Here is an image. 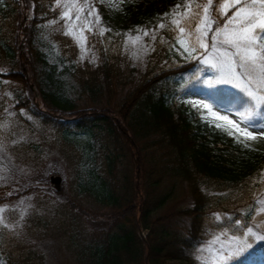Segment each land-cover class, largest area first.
Instances as JSON below:
<instances>
[{"label":"trees","instance_id":"trees-1","mask_svg":"<svg viewBox=\"0 0 264 264\" xmlns=\"http://www.w3.org/2000/svg\"><path fill=\"white\" fill-rule=\"evenodd\" d=\"M186 2H124L112 26L96 0H76L82 18L91 21V31L85 29L87 53L80 57L77 44L64 34L62 0L60 7L56 0H0V69L6 71L0 78L7 79L0 90L9 92L18 118L20 110L27 111L57 135L77 179L75 188L56 193L63 201H56L45 226L59 227L71 243L75 264H165L170 259L203 264L191 254L215 232L241 235L264 221L256 209L264 195V143L245 147L198 109L175 104L177 96L193 91L191 77L202 69L198 60L156 72L124 93L118 109L119 101L114 102L135 69L125 51L129 36H142L147 58L158 59L165 43L177 36L171 19L180 18L164 14L178 4L183 13ZM202 2L192 0L193 10ZM93 7L98 24L88 15ZM160 23L166 27L158 28ZM101 28L111 31L101 35ZM206 74L203 79H213ZM30 81L39 90L36 99L26 94ZM217 90L225 100L239 98L236 91L219 87L210 90L217 101ZM141 149H148L147 155ZM36 189L0 185V207L15 205L22 194L36 198ZM187 193L191 206L165 213L172 200ZM182 216L188 219L185 229L169 226ZM139 226L148 231L145 242L136 235ZM260 230L264 233V223ZM0 264L42 263L37 251L0 227ZM238 264H264V242L242 251Z\"/></svg>","mask_w":264,"mask_h":264},{"label":"rangeland","instance_id":"rangeland-1","mask_svg":"<svg viewBox=\"0 0 264 264\" xmlns=\"http://www.w3.org/2000/svg\"><path fill=\"white\" fill-rule=\"evenodd\" d=\"M65 2H73V0H62ZM137 0H96L97 3L101 4L107 13L111 16V25L116 26L119 16L123 13V3ZM76 3V0H74ZM207 0H203L206 3ZM77 5V4H76ZM112 5H119V7H113ZM77 7L82 8L77 5ZM95 9V8H94ZM66 9L63 7L62 12ZM95 11H97L95 9ZM233 10H229L228 15L232 14ZM84 11L80 12V15ZM72 17L76 15V9L73 8L71 12ZM83 22H86L81 16V21H77L78 27L73 28V32L79 34L78 28L83 27ZM64 33L68 31V25L71 23L68 19L64 20ZM195 22H193L194 24ZM181 26H186V23L182 20ZM178 35V32L177 34ZM211 35V33L209 34ZM84 36L87 41V33L84 30ZM75 44H77L80 57H83L87 53V43L84 42V49H82L77 40L70 35ZM177 37V36H176ZM185 39H187L185 37ZM211 41L209 40V43ZM148 49L144 41L141 39L137 43L133 44L129 39L125 43V51L127 52V59L131 65L135 66L133 74L130 78V83L126 84L120 95L114 99V102H118L117 109L122 103L123 94L126 92L132 93L133 86L143 81L144 78L154 75L156 72L165 70L166 68H173L180 66L188 62L198 60V64L202 67L197 70L191 77L193 82V91L183 93L175 99V104L179 106H185L190 108H196L202 116H208L206 109L200 108L199 106L193 107V103L196 101H204L205 103L212 106L213 111H218L221 115H226L229 119L240 123L241 127H244V122L241 121L238 113L245 112L250 107L248 98L240 89L235 88L230 84H208L205 83V79L202 78L203 74L209 77L215 78V72L209 70L208 66L201 62V53L203 50L197 49V52L192 53L189 56L188 53L184 52V49L174 41L165 43L163 46V53L157 59L156 56H150L147 58L144 49ZM179 49V51L177 50ZM83 53V56H82ZM196 57V58H193ZM6 73L5 69H3ZM6 78H0V84L6 82ZM1 86V85H0ZM30 90L26 92L27 95L34 96L33 99L39 97V91L36 88V84L32 81L29 82ZM223 88L226 90L236 91L238 94L237 100H225L220 97V91L218 95L220 100L217 101L210 92L211 89ZM128 94V93H127ZM121 100V101H120ZM193 102V103H189ZM14 103L8 91L0 90V107L2 108V116H0V185L9 186L12 190L24 191L29 186L36 187L35 194L38 195L36 198L33 195L27 196L22 194L19 196V200L13 206L0 207L3 212H0V218L3 223H0V227L4 228L9 234L13 235L14 238L20 242L26 243L30 246L31 250L37 251L39 254V260L42 264H75L72 255V248H69V243L65 239L66 236L60 235V229L58 226L53 229L45 228L47 221L51 222V218L54 216V210L56 204L59 201L62 203L63 197L56 194L62 192L63 194L72 186L76 187L77 179L74 174L70 172L69 165L67 166L70 158L68 157V148H63L66 152L67 157L59 149V142L57 135L50 131V129L42 127L36 121L33 120L32 116L27 111L20 110L21 119L18 118V114L14 111ZM101 107L100 104L96 105V108ZM258 115H256L251 121H248L249 131L254 134H259L262 131L260 125L264 124V111L260 108L256 109ZM26 121V122H24ZM208 121V120H207ZM28 122V123H27ZM133 123V122H132ZM220 123H224L220 121ZM28 124V125H27ZM31 125V127L29 126ZM243 139V137H242ZM85 137L79 138L80 143H84ZM264 143V138H258L255 141H248V144L253 146H261ZM62 147V146H61ZM148 149H141V155H147ZM74 163V161H73ZM60 176L61 188L56 191L54 185L50 183V176ZM41 189V190H40ZM40 190V191H39ZM141 191V190H140ZM139 194L142 195V193ZM57 201V202H56ZM264 201V195L258 199L257 211H259L264 204L260 202ZM192 205L190 195H181V197L172 200L167 206L165 213L176 211ZM57 208L60 209L59 205ZM260 212V211H259ZM188 219L185 216L174 217L171 219L170 227L178 231H182L188 225ZM264 221L259 220L258 222L252 223L249 227H253L259 234L264 235L260 230L261 224ZM246 232V230H245ZM244 232V233H245ZM136 235L142 242L146 241L147 230H144L141 226L137 228ZM244 233L241 235H232L229 232H215L205 241L203 245L196 248L191 254L194 258L203 262V264H238L239 255L245 249L253 245H257L264 240H256L252 237H247V243L250 245L244 248L240 252L233 254V250L236 247V242L232 239H245ZM65 237V238H63ZM219 237V240L216 238ZM70 242V241H69ZM76 243H79L77 235L73 238V249L76 247ZM228 257L222 259L221 257ZM165 264H184L178 259H170L165 261Z\"/></svg>","mask_w":264,"mask_h":264},{"label":"snow or ice","instance_id":"snow-or-ice-1","mask_svg":"<svg viewBox=\"0 0 264 264\" xmlns=\"http://www.w3.org/2000/svg\"><path fill=\"white\" fill-rule=\"evenodd\" d=\"M56 4L60 7L61 0H56ZM112 6L119 7V5ZM63 7L66 10L62 12L61 18L71 21L68 31L64 34L72 35L84 49L86 41L84 30L91 31V21L83 22V27L78 28L79 34L77 35L73 32V28L78 27L76 22L81 21L80 12L83 9L77 7L74 0L71 3L65 2ZM181 7L178 4L170 13L164 14V17H180L171 19V25L178 32L176 42L189 56L197 52V49L203 50L200 57L201 62L216 74L214 79L204 82L233 85L246 95L250 107L245 112L237 114L244 122V127H241L240 123L229 119L228 116L213 111L212 106L204 101L189 103H193V107L199 106L206 109L208 116H202V118L214 124L217 129L226 132L228 136H234L237 142L248 147V141L264 138V124L260 125L262 131L258 135L248 130V121L259 114L256 109L260 108L261 111H264V0H215V2L207 0L203 4L196 3L195 10L192 8V0H187L183 5V13L180 11ZM73 8L76 9L74 18L71 15ZM229 10H233L231 15H228ZM88 15L95 16L97 24L100 22V17L94 7L89 9ZM182 20L186 26H181ZM193 22L195 23L193 24ZM51 23L55 24L56 21H51ZM157 27L165 28L166 25L160 23ZM105 31L110 32L111 29L101 28L100 34L103 35ZM135 31L139 33L141 29ZM210 33L211 35H209ZM143 35L148 36L150 32L144 30ZM151 38L155 40L156 36L153 34ZM141 39L140 35L129 36V40L133 44ZM177 50L179 51V49ZM144 51L147 52L148 49L145 48ZM0 71L4 70L0 69ZM220 121L224 123H220ZM260 203L264 204V201ZM259 211L264 213V207ZM0 212H3V209H0ZM0 223H3L2 218H0ZM236 223L239 224L240 221H236ZM244 237L245 239L232 238L236 242L233 254L250 246L247 243V237L264 240V235L259 234L253 227H247ZM216 239L219 240V237ZM221 258L227 259L228 257L222 256Z\"/></svg>","mask_w":264,"mask_h":264},{"label":"water","instance_id":"water-1","mask_svg":"<svg viewBox=\"0 0 264 264\" xmlns=\"http://www.w3.org/2000/svg\"><path fill=\"white\" fill-rule=\"evenodd\" d=\"M60 181H61V177L60 176H53L52 175L50 177V183H52L54 185V187H55V189L57 191H59L60 188H61Z\"/></svg>","mask_w":264,"mask_h":264}]
</instances>
